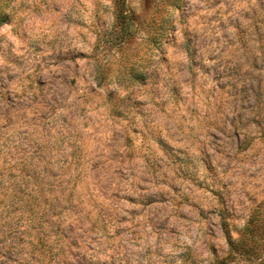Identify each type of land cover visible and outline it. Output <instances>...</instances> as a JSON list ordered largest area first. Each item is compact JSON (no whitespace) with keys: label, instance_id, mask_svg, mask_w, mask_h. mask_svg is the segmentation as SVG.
Here are the masks:
<instances>
[{"label":"rangeland","instance_id":"rangeland-1","mask_svg":"<svg viewBox=\"0 0 264 264\" xmlns=\"http://www.w3.org/2000/svg\"><path fill=\"white\" fill-rule=\"evenodd\" d=\"M59 243L264 264V0H0V264Z\"/></svg>","mask_w":264,"mask_h":264},{"label":"trees","instance_id":"trees-1","mask_svg":"<svg viewBox=\"0 0 264 264\" xmlns=\"http://www.w3.org/2000/svg\"><path fill=\"white\" fill-rule=\"evenodd\" d=\"M55 247H57V250L53 251L55 249ZM56 255H59L60 259L54 264H60L62 261L66 260L65 258H67V257H65V256L70 255V253L68 252V248L66 249V247L64 246L63 243H61V244L59 243V246H57V244H56L55 246L52 247L51 250L49 249V251H47L46 262L41 261V262H37L34 264H53V263H50V260Z\"/></svg>","mask_w":264,"mask_h":264}]
</instances>
